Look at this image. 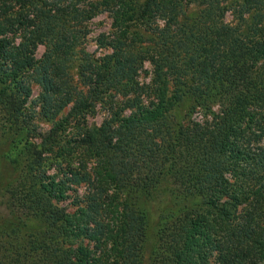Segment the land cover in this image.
Here are the masks:
<instances>
[{"label":"trees","instance_id":"16d2710c","mask_svg":"<svg viewBox=\"0 0 264 264\" xmlns=\"http://www.w3.org/2000/svg\"><path fill=\"white\" fill-rule=\"evenodd\" d=\"M225 1L0 0V136L13 148L0 264H264V9L242 32L212 13ZM192 7L207 15L192 19ZM103 13L99 46L111 54L88 59L83 78L95 84L35 144L37 47L42 83L59 91ZM100 95L121 103L90 126ZM194 112L202 120L184 123ZM69 128L75 147L51 156Z\"/></svg>","mask_w":264,"mask_h":264},{"label":"rangeland","instance_id":"374dc122","mask_svg":"<svg viewBox=\"0 0 264 264\" xmlns=\"http://www.w3.org/2000/svg\"><path fill=\"white\" fill-rule=\"evenodd\" d=\"M255 2L259 3V5H251L246 2L244 3L241 0H226L225 4L229 6L228 10L220 11L218 13H212L218 15L220 22L228 21L233 26L242 29L241 31L243 32L247 26H252L263 14L264 0H255ZM189 12V16L192 19H196L197 16H200L202 18L203 16L207 15L206 13L208 12V8L204 9L203 11V8L192 7ZM110 23L111 18L109 17L108 13L99 14L91 20L89 24L91 33L87 37V40L76 49V52L74 53V55H72L71 60L67 63V72H65V75L63 77L65 78V81H63L64 85L65 83H67V86L65 85V87L60 88L59 91L55 88L54 83L57 84V81L54 78H51L50 82L42 83L43 79L41 77L42 75L40 74V69L45 62V55L47 54V50L46 45H39L37 47L34 59L37 62L36 68L38 69V71L37 73L30 74L29 80L31 90L30 95L26 101V105L31 116V121L29 122V132L31 133V135H36L33 140L35 144H39L41 142L40 138L37 139L38 136H42L43 138L58 122L66 117L69 109L77 99L76 93L82 92L83 95H85L88 87L91 88L93 84H95V77L92 78V81H94V83H89L83 78V72L89 67L88 59L93 58L100 61L104 56L111 54L110 50L100 48L99 46V43L101 41L99 40L100 36L107 35L109 33ZM100 63L101 62H98L97 64ZM146 69L150 70V66L148 64H146ZM140 80H146L143 74L140 77ZM101 85L102 84L98 85L97 83L96 90L101 91ZM66 91L70 92L69 101H65L64 95ZM116 100L119 101L118 105H120L121 100L119 96H116L115 98L109 100L104 99V97L101 95L98 98L93 97L94 108H92V110L88 112L86 116V121L88 122V124L90 126L94 125L98 127L108 116V111L106 109L110 104H115ZM202 117L203 115L201 113L194 112L190 115V117L185 116L183 121L185 123L188 118H190L191 120H202ZM71 133L72 129L70 128L67 129L66 132L60 133L61 138L59 144L57 145V148L51 156L56 155L58 149L61 150L62 148H65L66 150V146L67 149L69 147H75L74 144L69 143ZM12 149L13 148L10 145L6 146L5 141L0 136V182L2 178L6 176L4 170V158L8 154H11ZM54 165L55 166L49 170V175L58 173L60 165ZM7 175L9 176V182L13 183V181L19 175V170L14 168V165H12V170H10ZM85 192L86 189L83 187L78 192V194L83 195ZM69 194H72V192H69ZM7 196H9L7 187L4 188V186H0V228L3 227V225L7 222L6 215L9 210L12 209L10 207V202L7 201ZM70 203L71 200L69 199L63 204L68 209H71ZM208 264H214L213 255H211L210 259L208 260Z\"/></svg>","mask_w":264,"mask_h":264}]
</instances>
